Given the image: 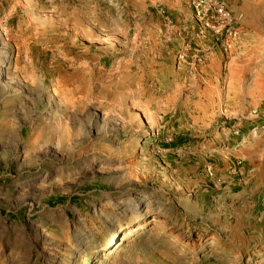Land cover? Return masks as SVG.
Returning <instances> with one entry per match:
<instances>
[{
  "label": "rangeland",
  "instance_id": "rangeland-1",
  "mask_svg": "<svg viewBox=\"0 0 264 264\" xmlns=\"http://www.w3.org/2000/svg\"><path fill=\"white\" fill-rule=\"evenodd\" d=\"M0 38V264H264V0H0Z\"/></svg>",
  "mask_w": 264,
  "mask_h": 264
},
{
  "label": "bare ground",
  "instance_id": "bare-ground-1",
  "mask_svg": "<svg viewBox=\"0 0 264 264\" xmlns=\"http://www.w3.org/2000/svg\"><path fill=\"white\" fill-rule=\"evenodd\" d=\"M78 35H80L81 37H83L82 30H80V33L78 32ZM1 40L2 39L0 38V43H1ZM0 45L2 46V43ZM12 62H16V57H14V55H13V53L11 51L10 53L7 54V56L5 58V61L3 62V64H4L3 66L5 68L6 67H9V65ZM4 75H5V72L2 70L0 76H4ZM153 227L162 228V227H164V224L160 220H153ZM170 229H172V228L170 227L169 230ZM178 234H180V233H178ZM258 251L263 252V250L261 248Z\"/></svg>",
  "mask_w": 264,
  "mask_h": 264
},
{
  "label": "built area",
  "instance_id": "built-area-1",
  "mask_svg": "<svg viewBox=\"0 0 264 264\" xmlns=\"http://www.w3.org/2000/svg\"><path fill=\"white\" fill-rule=\"evenodd\" d=\"M215 15L220 18L221 21H227L229 19L228 13H226L222 8H216L215 9ZM206 26H209L206 24Z\"/></svg>",
  "mask_w": 264,
  "mask_h": 264
}]
</instances>
